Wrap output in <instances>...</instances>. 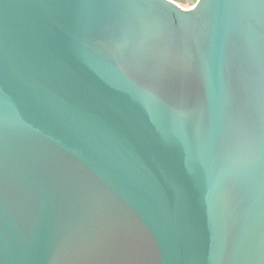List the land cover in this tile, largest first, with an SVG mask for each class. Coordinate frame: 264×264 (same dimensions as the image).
I'll return each instance as SVG.
<instances>
[{
	"label": "water",
	"instance_id": "95a60500",
	"mask_svg": "<svg viewBox=\"0 0 264 264\" xmlns=\"http://www.w3.org/2000/svg\"><path fill=\"white\" fill-rule=\"evenodd\" d=\"M189 1L0 0V264H264V0Z\"/></svg>",
	"mask_w": 264,
	"mask_h": 264
},
{
	"label": "rangeland",
	"instance_id": "374dc122",
	"mask_svg": "<svg viewBox=\"0 0 264 264\" xmlns=\"http://www.w3.org/2000/svg\"><path fill=\"white\" fill-rule=\"evenodd\" d=\"M175 2H177L178 4H180L182 7H189L191 6L193 3H190L189 0H173ZM195 2V1H194Z\"/></svg>",
	"mask_w": 264,
	"mask_h": 264
}]
</instances>
